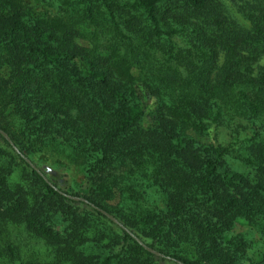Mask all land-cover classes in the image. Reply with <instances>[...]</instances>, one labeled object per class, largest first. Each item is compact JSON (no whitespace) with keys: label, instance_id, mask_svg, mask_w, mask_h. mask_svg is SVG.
<instances>
[{"label":"trees","instance_id":"trees-1","mask_svg":"<svg viewBox=\"0 0 264 264\" xmlns=\"http://www.w3.org/2000/svg\"><path fill=\"white\" fill-rule=\"evenodd\" d=\"M34 2L0 0V235L52 258L0 264H264L235 231L264 232V0L247 29L220 0ZM55 144L86 194L35 164Z\"/></svg>","mask_w":264,"mask_h":264},{"label":"rangeland","instance_id":"rangeland-1","mask_svg":"<svg viewBox=\"0 0 264 264\" xmlns=\"http://www.w3.org/2000/svg\"><path fill=\"white\" fill-rule=\"evenodd\" d=\"M35 3L34 0H28ZM260 0H220L224 10L232 19L237 27L249 28L250 19L245 9L247 3ZM260 66H264V58L260 61ZM200 140H206L204 137H197ZM62 147V148H61ZM67 149L63 146L51 145L50 148L37 152L32 156L35 164L41 169L53 183L57 184L61 189L72 191L79 194H86L85 183L82 180V175L78 168L73 165L68 159ZM75 197V196H74ZM156 199V197H151ZM56 229H61L59 222H56ZM236 232H244L245 239L249 244L247 254L255 259L264 253V232H260L252 225H238ZM0 239L7 241L20 249L22 256L25 259L36 262L50 261L52 254L50 249H46L41 242L30 238L22 228L12 224H6L1 232ZM240 264H251L249 260L243 258Z\"/></svg>","mask_w":264,"mask_h":264},{"label":"water","instance_id":"water-1","mask_svg":"<svg viewBox=\"0 0 264 264\" xmlns=\"http://www.w3.org/2000/svg\"><path fill=\"white\" fill-rule=\"evenodd\" d=\"M0 133L3 135V137L11 144V145H13V143H12V141L10 140V138L8 137V135L4 132V131H2V130H0ZM16 149V148H15ZM27 160V162H29L31 165H32V167L34 168V169H36L37 171H38V169L28 160V159H26ZM72 199H74V200H80V201H84L85 202V199L84 198H81V197H74V196H70ZM100 212H102L108 219H110L112 222H114L115 224H117V225H119V226H121L122 227V225L119 223V221L114 217V216H112L111 214H109V213H107L106 211H104V210H102V209H98ZM141 243V242H140ZM144 247H146V246H144ZM147 248V247H146ZM150 252H153L154 254H156V255H160V256H163L162 254H160L159 252H157V251H155V250H153V249H151V248H147Z\"/></svg>","mask_w":264,"mask_h":264}]
</instances>
